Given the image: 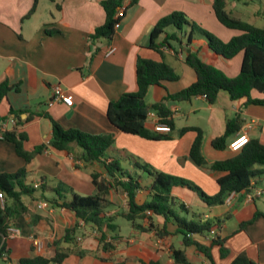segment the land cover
Masks as SVG:
<instances>
[{"label": "crops", "instance_id": "obj_1", "mask_svg": "<svg viewBox=\"0 0 264 264\" xmlns=\"http://www.w3.org/2000/svg\"><path fill=\"white\" fill-rule=\"evenodd\" d=\"M102 1L0 0V85L5 84L8 88L0 101V117H13L11 111L19 116L14 128L26 136L23 142L26 152L44 147L26 163L16 154L12 143L0 139V173L13 174L24 169L23 184L33 191L21 196L26 211L18 214L10 225L14 233L6 242L9 264H19L21 259L36 256L52 258L53 241L62 240L65 230L74 227L75 244L61 245L70 249L62 264H144L150 261L175 264L172 249L182 250L191 264H231L242 253L254 264H264V177L252 180L248 191L234 193L228 203L230 196L223 204L214 206L206 205L186 187L171 189V196L184 206L181 211L175 206L179 218L211 222L210 232L214 231V235L224 240L228 251L225 257L220 256L218 246L211 247L210 258L200 253L195 244L185 247L176 234V224L171 221L166 226L169 235L164 238L156 237L153 231L134 230L123 218L128 206L126 193L120 187L111 189L106 197L110 204L104 210L105 217L112 218L117 227L108 234L112 243L108 251L102 249L95 239L96 233L83 221L50 203H61L56 190L65 200H70L71 194L94 195L96 188L92 173L107 178L101 164H87L79 159L78 147L73 146L72 154H68L49 145L52 122L63 130L112 136L115 149L109 150L108 155L114 157L119 151L122 169L140 181L141 189L135 196L138 205L150 199L148 188L152 177L135 169L134 161L145 164L151 172L196 185L208 196L218 193L217 180L226 173L194 164L189 150L196 133L181 134L185 128L202 131L201 153L208 164L228 160L236 154L228 146L238 133L264 145V105L231 101L225 92L218 94L213 105L201 96L189 102H170L168 108L173 126L169 133L160 134L167 135V139L147 140L112 126L106 114L108 104L125 93L136 91L138 57L164 61L179 77L177 81L150 87L145 97V103L150 106L195 82L194 71L184 62L187 53L199 51L201 60L217 67L228 77L238 75L242 56L238 54L226 61L211 53L198 34L186 45V31L180 34L182 45L171 42L169 48L161 49L162 57L149 49L153 26L174 12H181L205 31L220 35L223 42L238 35L217 21L212 10L213 0H124L125 13L110 43L91 39L95 29L105 21ZM235 1L248 5V0H228L226 10L230 15L232 10L239 9ZM166 32L170 34L174 30L168 28ZM163 38L159 37L157 44ZM109 46L115 51L105 56ZM58 86L72 96L71 106L54 101L53 91ZM251 97L264 100V95L255 91ZM235 115L242 120L239 131L228 139L225 150H215L212 141L224 133L226 119ZM11 121L7 130L13 129ZM155 122L154 118H148L146 129L154 132ZM126 180V177L121 179L122 182ZM36 185L38 187L34 188ZM257 189L263 191L260 197L254 195ZM151 220L156 227L164 225L161 216L151 215ZM141 224L148 226L146 221ZM210 232L193 236L197 243L209 246L214 236L211 237ZM76 248L83 253L82 256L75 253Z\"/></svg>", "mask_w": 264, "mask_h": 264}, {"label": "trees", "instance_id": "obj_2", "mask_svg": "<svg viewBox=\"0 0 264 264\" xmlns=\"http://www.w3.org/2000/svg\"><path fill=\"white\" fill-rule=\"evenodd\" d=\"M124 0H104L101 6L105 12L104 24L95 29L91 35L92 40H104L111 42L118 22L116 18L117 10L122 6ZM228 0H213L212 10L217 21L226 29L238 32L227 42H223L216 36L205 31L196 23L187 19L181 12H174L158 20L150 32L149 49L163 56V47L169 48L171 42L182 45L180 35L187 32L186 45L191 43L195 34L201 36L206 43V48L214 55L230 61L236 55L241 54V63L239 73L235 77H228L223 71L212 64L201 60L198 57L199 51L187 53L184 59L185 64L190 67L196 80L187 88L175 94L167 95L158 103L147 105L145 97L148 89L152 86H160L162 82H174L178 80V75L172 67L164 61L154 62L137 58L136 61V91L125 93L116 101L108 104L106 114L107 119L112 126L119 131L136 135L147 140L167 139V135L151 132L145 127L147 116L154 112L161 123L173 126L171 112L168 108L170 102H189L191 99L201 96L213 105L216 103L218 94L225 92L231 101L244 100L245 105L255 104L264 105L263 99H254L251 97L253 91L264 95V28H257L245 21L230 15L226 10ZM33 11V10H32ZM31 11V12H32ZM171 28L173 33H167ZM164 36L161 43L157 44L159 37ZM8 88L5 84L0 85V101L4 97ZM13 117H0V137L2 140L12 143L16 154L26 163L40 153L44 147H36L32 152H26L23 149V142L26 136L15 130L19 122V116L11 111ZM10 120L14 121L13 129L7 130V124ZM242 120L240 116L235 115L227 118L224 133L212 141V147L215 150H225L228 139L234 136L240 129ZM195 132L196 137L189 150L190 159L200 167H206L213 171L225 172L226 175L217 180L219 191L215 196L206 195L199 187L193 185L181 178H176L163 173L151 172L145 164L138 161L133 162L135 169L146 173L152 177V183L148 188L150 199L142 205H138L135 196L141 189L140 181L127 174L121 167L120 152L116 151V156L110 157L108 151L113 148V139L110 135H89L78 130H63L58 124L52 122V140L49 145L58 151H65L72 154L73 146L80 149V157L84 163L97 162L105 170L106 176L92 173V183L96 188V193L92 196H78L71 194L70 200H65L62 194L56 190L61 203L51 201L54 206L61 207L74 214V216L83 221L96 233L95 239L101 245L104 251L112 248V243L108 240V234L112 233L117 227L112 223V218L105 217L104 210L110 204L106 197L111 189L120 187L126 193L128 212L123 214V218L130 222L132 228L137 231L154 232L158 238H164L169 235L166 229L168 222L176 224V234L181 237L182 244L186 247L195 244L200 253L210 258V249L212 246H218L220 256L225 257L228 254L224 247V240L218 235H214L209 246L197 243L193 235H203L204 232H210L211 222H193L179 218L175 211V206L181 211L184 206L171 196V189L175 186L186 187L194 191L197 196L208 206L220 205L224 203L230 193L239 194L246 192L251 187L254 179L264 177V145L258 140H249L239 152L232 158L225 161H218L208 164L201 153L202 131L198 128H185L181 134L186 132ZM25 170L21 169L16 173H0V193L4 198L3 207L0 208V264H9V252L6 248L8 240V228L12 220L18 215L25 213L26 209L21 202L23 194H31L33 191L24 186L23 179ZM127 180L122 182L121 179ZM151 215L161 216L164 219V225L156 227ZM146 221L147 227H143L141 222ZM76 227L65 230L62 240H55L51 244L54 247V256L45 258L36 256L24 258L19 264H62L68 257L69 248H63L61 245H73V235ZM172 257L175 264H191L180 249H172ZM79 256L83 253L77 248L75 250ZM144 264H159L156 261H150ZM231 264H254L245 254H239Z\"/></svg>", "mask_w": 264, "mask_h": 264}, {"label": "built area", "instance_id": "obj_3", "mask_svg": "<svg viewBox=\"0 0 264 264\" xmlns=\"http://www.w3.org/2000/svg\"><path fill=\"white\" fill-rule=\"evenodd\" d=\"M124 13H125V5H122L116 12V18H118V22L114 26L115 30H117L119 28L120 20L123 18ZM163 49H167V48L163 47ZM114 51H115V48L112 46H109L106 53H105V56L111 55ZM53 98H54V101L62 102L64 104H66L67 106H71L73 103L72 96L69 94H66L59 86L54 88ZM148 118H154L156 120V122L154 123V126H153V131L155 133L167 134L171 131V128L168 125L160 122V119L158 118V116H156V114L154 112H150L147 116V119ZM11 123L13 124L14 122L11 121ZM0 139H1V137H0ZM248 141H249V139L246 135L238 133L233 138V140L229 143L228 148L231 152L237 153L245 145H247ZM37 187H38V185L34 186V188H37ZM233 194L234 193L229 194L230 197L227 199V201H226L227 203L230 201ZM262 194H263V191L260 189H257L255 191L254 195L257 197H260ZM1 207H3V195H2V193H0V208ZM13 233H14L13 229H11L9 227L8 228V238H9V236H12ZM213 235H214V231H211L210 236L212 237Z\"/></svg>", "mask_w": 264, "mask_h": 264}, {"label": "rangeland", "instance_id": "obj_4", "mask_svg": "<svg viewBox=\"0 0 264 264\" xmlns=\"http://www.w3.org/2000/svg\"><path fill=\"white\" fill-rule=\"evenodd\" d=\"M247 2L248 5H244L246 3L242 1H235V3L239 6V9L232 10V15L257 28H264V0H248ZM212 35L221 39L220 35L215 33H212ZM122 222L126 223V221Z\"/></svg>", "mask_w": 264, "mask_h": 264}]
</instances>
